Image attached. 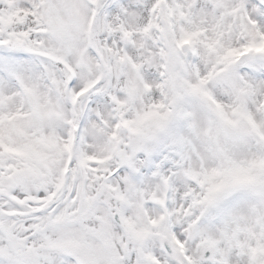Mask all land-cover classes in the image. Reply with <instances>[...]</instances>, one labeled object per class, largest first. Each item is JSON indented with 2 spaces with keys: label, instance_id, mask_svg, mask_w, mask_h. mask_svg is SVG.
<instances>
[{
  "label": "snow or ice",
  "instance_id": "1",
  "mask_svg": "<svg viewBox=\"0 0 264 264\" xmlns=\"http://www.w3.org/2000/svg\"><path fill=\"white\" fill-rule=\"evenodd\" d=\"M0 264H264V0H0Z\"/></svg>",
  "mask_w": 264,
  "mask_h": 264
}]
</instances>
